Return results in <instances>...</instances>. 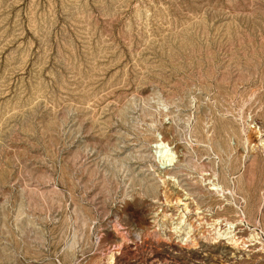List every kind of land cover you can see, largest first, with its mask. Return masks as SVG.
Segmentation results:
<instances>
[{"label": "rangeland", "instance_id": "1", "mask_svg": "<svg viewBox=\"0 0 264 264\" xmlns=\"http://www.w3.org/2000/svg\"><path fill=\"white\" fill-rule=\"evenodd\" d=\"M263 141L264 0H0V264H264Z\"/></svg>", "mask_w": 264, "mask_h": 264}, {"label": "bare ground", "instance_id": "2", "mask_svg": "<svg viewBox=\"0 0 264 264\" xmlns=\"http://www.w3.org/2000/svg\"><path fill=\"white\" fill-rule=\"evenodd\" d=\"M259 134V133H258ZM163 139H159L158 141H155L154 142V144H153V148H152V157H153V160L155 161V163L157 164V169H158V174L156 175L157 177H158V179H160L159 178V175H161L162 173L163 174H166V172L168 171V169L170 168V167H173L174 166V164H175V162H176V154L173 152V150L169 147L170 145H168L166 142H164V141H162ZM215 140V139H214ZM248 141V140H247ZM264 142V141H263ZM263 145H264V143H263ZM156 171V170H155ZM154 173V172H153ZM156 174V173H155ZM216 177V176H215ZM154 178H155V176H154ZM204 178V177H203ZM202 178V179H203ZM210 178H212V177H210ZM171 179V178H170ZM174 179V178H173ZM202 179L200 178V180L202 181ZM213 179H214V177H213ZM161 180V179H160ZM204 181H205V179H203ZM216 180V179H215ZM161 181H163V180H161ZM165 181V180H164ZM163 181V182H164ZM207 181H209V180H207ZM211 181H213L212 179H211ZM159 182V181H158ZM210 182V181H209ZM215 182V181H214ZM164 183H166V182H164ZM209 186H211L212 187V189H210L209 191H213L214 193H223L224 191L222 190V188H221V186L218 184V183H213V182H210V184H209ZM216 195V194H215ZM224 195V194H223ZM222 196V195H221ZM179 202V201H178ZM181 202V201H180ZM186 205V204H185ZM185 208V207H184ZM185 210H187V209H185ZM186 212V211H185ZM171 220V219H170ZM182 220H183V218H182V216H179V218H178V223L176 224V228H174L173 229V232L174 233H179V230H180V226H181V224H182ZM215 223V221L213 222V223H211V224H213V238H214V240H217L218 238H220V237H222V236H225V235H230V233H227V231L229 230H231V225L230 224H228V228H227V230H223L222 232H221V230H220V228H218L217 227V225H215L214 224ZM217 223V222H216ZM164 224V223H163ZM227 225V224H226ZM212 227V226H211ZM190 228V227H189ZM228 231V232H229ZM189 235V234H188ZM253 235V234H252ZM255 237V236H254ZM251 238H253V236L251 237ZM213 240V239H212ZM251 240V239H250ZM228 241L233 245V246H237L238 247V241H237V239H235V236H233V237H230L229 239H228Z\"/></svg>", "mask_w": 264, "mask_h": 264}]
</instances>
